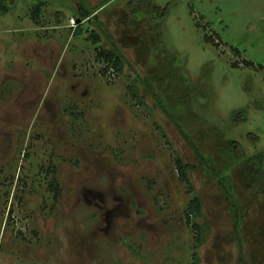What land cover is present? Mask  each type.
Here are the masks:
<instances>
[{"label": "rangeland", "instance_id": "374dc122", "mask_svg": "<svg viewBox=\"0 0 264 264\" xmlns=\"http://www.w3.org/2000/svg\"><path fill=\"white\" fill-rule=\"evenodd\" d=\"M155 1L0 0V264H264V0Z\"/></svg>", "mask_w": 264, "mask_h": 264}, {"label": "trees", "instance_id": "16d2710c", "mask_svg": "<svg viewBox=\"0 0 264 264\" xmlns=\"http://www.w3.org/2000/svg\"><path fill=\"white\" fill-rule=\"evenodd\" d=\"M149 2L145 3L146 8H147V6L150 7L149 9H146V10L148 13H152V12H150V10L152 11L153 9H156L159 6L157 5L155 0H149ZM91 37H92V40L94 43H96V44L100 43L101 36L99 34L93 33ZM97 58H98V61H100L104 64L106 74L109 72L111 73V70L119 73L123 69V61H122L121 57L116 52H114L113 50L97 47ZM233 141L234 140H232V142ZM235 143H236V145L240 144L238 141H236ZM190 144L193 145L198 158L204 163L205 169L210 171L212 173V175L214 177H216L219 185L221 186V189L223 187V190L225 191L226 195L229 197V199L232 203V206L235 208V214L237 217V221H239V213H238L239 212V206H237V204H236V195H235L234 190H233L232 180H230L227 173L223 169H219L210 158L206 157L203 154V152L196 145L192 144L191 142H190ZM231 151H232L233 155L236 153L238 154V151L235 149L231 150ZM257 157L258 156L256 155L255 156L256 160H257ZM178 167L181 171V174H183V176L185 177L186 176L185 169H184L183 162H181V160L178 161ZM260 172L263 173V170ZM201 211H202V203H201L200 198L198 196H196L190 203V208H189L188 213L191 217V215L200 214ZM194 225H195L196 230L198 232H200L201 226L196 222L194 223ZM194 264H198V263L194 262ZM240 264H243L242 258L240 260Z\"/></svg>", "mask_w": 264, "mask_h": 264}]
</instances>
